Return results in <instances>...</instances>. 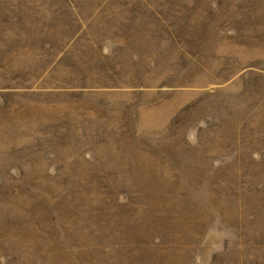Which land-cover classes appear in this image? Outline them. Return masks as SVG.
Returning <instances> with one entry per match:
<instances>
[{
	"label": "rangeland",
	"instance_id": "374dc122",
	"mask_svg": "<svg viewBox=\"0 0 264 264\" xmlns=\"http://www.w3.org/2000/svg\"><path fill=\"white\" fill-rule=\"evenodd\" d=\"M0 264H264V0H0Z\"/></svg>",
	"mask_w": 264,
	"mask_h": 264
}]
</instances>
